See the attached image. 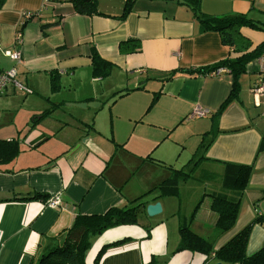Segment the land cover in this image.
<instances>
[{"label":"crops","instance_id":"1","mask_svg":"<svg viewBox=\"0 0 264 264\" xmlns=\"http://www.w3.org/2000/svg\"><path fill=\"white\" fill-rule=\"evenodd\" d=\"M96 5L101 15L78 14L71 0H3L0 70L14 67L16 78L33 92L47 87L51 76L66 79L69 89H77L72 102H92L95 106L86 107L95 112L101 108L103 97L111 110L122 98L147 93L137 113L123 116L131 123V133L137 124L148 121L146 114L155 105L163 104L166 115L159 122L167 121L165 127H171L163 138L176 126H186L189 136L195 139L186 162L196 158L203 140L208 145L201 154L208 159L202 158L198 164L211 172L221 171L214 169L211 160L252 165L235 224L214 239L216 215L205 193L207 182L200 185L202 194L198 198L189 196L192 186L184 185L179 197L155 199L159 191L154 187L168 171L153 162L174 167L157 154L153 157L152 151L158 146L155 139L147 138L128 147L129 139L123 140L115 133L112 138L111 129V145L103 151L95 150L87 159L86 149L80 145L71 150L41 149L42 140L50 138L42 136L20 147V153L11 161L0 164V264H33L62 241L61 231L71 225L76 213L101 214L110 207L135 205L137 200L146 204L137 209L138 223L111 227L93 236L85 264H215L219 261L198 252L174 251L179 242L178 227L185 222L199 235L214 239L217 248L254 217L264 214V150L255 156L264 131V73L258 72L260 63L258 59L247 63L245 73L239 77L237 98L214 115L232 85V75L223 68L215 74L191 77L177 73L168 81L161 79L170 70L206 66L236 56L217 32H199L189 9L175 0H135L123 19L118 16L124 0H96ZM200 10L217 16L243 13L264 22V0H200ZM24 11L33 15L26 20ZM240 31L250 41L249 49L264 40L262 31L244 27ZM17 32H21L20 43L15 42ZM128 39L136 40L140 49L131 51L123 46L120 50V43ZM14 48L21 51L17 63L4 53ZM93 52L111 63L109 76H92ZM259 78L263 91L256 95L253 87ZM14 91L9 85L0 96ZM154 96L157 99L150 106ZM198 107L205 110V115H192ZM142 108V115H138ZM45 110L44 115L50 112V108L44 109L33 116ZM87 126L94 130L93 123ZM207 131L211 135L206 141ZM9 139L18 143L16 138ZM35 193L47 196L44 200L25 199ZM54 199L58 203L52 205ZM156 202L161 211L148 215L146 206ZM261 246L264 219L252 227L246 253L252 254Z\"/></svg>","mask_w":264,"mask_h":264},{"label":"trees","instance_id":"2","mask_svg":"<svg viewBox=\"0 0 264 264\" xmlns=\"http://www.w3.org/2000/svg\"><path fill=\"white\" fill-rule=\"evenodd\" d=\"M135 0H124V5L120 19L126 17L130 12ZM184 5L192 14L198 24L199 32L214 31L220 36L221 42L227 45L234 57L224 58L210 65L189 69L170 70L166 72L162 81L172 79L177 73H186L188 76L196 77L218 73L217 70L223 68L224 71L232 75V85L229 94L214 115L222 112L227 103L237 98L239 92V77L245 73L248 62L264 56V40L250 48V41L241 33V28H250L264 32V22L249 18L246 14L235 13L226 15H210L200 10V0H175ZM3 0H0V6ZM74 10L78 14L101 15L97 9L96 0H71ZM28 20V19H26ZM23 25V23H22ZM130 48L131 51L140 49L139 43L134 39L121 42L120 50ZM91 73L94 78H104L110 75L112 65L96 52L90 56ZM262 74V73H259ZM57 76H51L50 85L56 88ZM157 96L152 98L150 106L156 101ZM149 106V107H150ZM48 110L33 116L35 121L42 117ZM247 126L232 129L238 131ZM209 132H205V135ZM208 144L203 140L198 144L196 158L189 159L180 168L160 161L153 163L167 169L168 175L162 179L154 188L159 191L155 197H179L180 188L193 180L196 184L209 183L208 192L210 196V209L214 211L216 220L213 228L214 239L216 240L233 227L239 210V202L244 190L247 188L248 180L252 171L251 164H236L219 160H211L214 169L220 168V172H211L209 168L199 165V161L204 158L201 153ZM264 150V131L261 134L255 156ZM20 153V147L15 139H0V164L7 163ZM204 189V188H203ZM205 190V189H204ZM46 194L35 193L32 197L25 199L44 200ZM14 200H17L14 198ZM136 201V200H134ZM132 201L131 203H133ZM137 202V203H136ZM135 205L110 207L101 214H80L76 213L70 226L61 231L62 241L43 252L33 264H85V253L90 245V239L100 234L102 231L125 224H137V209L144 208L145 202L137 200ZM199 204V202H198ZM197 204V205H198ZM196 205V206H197ZM195 211V209H194ZM264 219V214L254 217L248 224L234 233L221 246L214 248V239H208L192 230L185 222L179 223V242L174 251L189 250L204 254L207 258H213L225 264H264V246L258 248L252 254L246 253V245L252 227ZM148 231V230H147ZM149 236V233L147 234Z\"/></svg>","mask_w":264,"mask_h":264},{"label":"rangeland","instance_id":"3","mask_svg":"<svg viewBox=\"0 0 264 264\" xmlns=\"http://www.w3.org/2000/svg\"><path fill=\"white\" fill-rule=\"evenodd\" d=\"M15 90L0 96V138H16L21 148L26 147V144L33 139H41L42 136L50 135L49 139L42 140L41 149L71 150L72 148L78 149L80 145L81 148L86 149L88 159V156L91 157L90 155L95 150L103 151L105 147L111 145L108 138L111 136L110 130L112 129L111 137L114 138L113 133H115L116 136L123 137V140L129 139L126 141L128 147L136 146L147 138L155 139L158 146L154 152L152 151L153 157H157V154L164 162L178 168L189 158L187 152L189 153L190 149L195 147V139L189 136L186 126H176L167 137L163 138L171 129V127H165L168 125L167 121L159 122L166 115L163 104L155 105L146 114L145 119L156 124L144 121L142 124H137L139 126L131 133V127L129 129L131 123L124 120L123 116L137 113L138 106L147 93L122 98L114 104L111 110H108V101L103 97L101 108L95 112L94 108H82L76 105L78 103L72 102L77 89H69L67 80L60 79V77L56 88H52L49 81L47 87H39V90L35 92L24 93L22 90ZM49 108L50 112L47 115L36 121L32 119L33 114ZM143 109H140L138 115H142ZM89 123H93L94 130L87 126ZM116 125L118 130L115 128ZM210 135L211 133L206 134V141ZM196 183L191 180L187 187H193L189 196L193 195L198 198L202 193L201 186Z\"/></svg>","mask_w":264,"mask_h":264},{"label":"built area","instance_id":"4","mask_svg":"<svg viewBox=\"0 0 264 264\" xmlns=\"http://www.w3.org/2000/svg\"><path fill=\"white\" fill-rule=\"evenodd\" d=\"M32 15H33V13L29 12V11H24L22 13V16L25 19H29ZM20 39H21V32H17L16 36H15V42L20 43ZM4 53L7 56H9L12 61H14L16 63L20 61V57H21L20 49L14 48L12 50H7ZM258 61L260 63L258 72L264 73V56H261L258 59ZM16 74H17V72H16V69L14 67H11L7 70H0V94L3 93V90L9 85L12 86L14 89L24 91V93L32 91L29 87L25 86L21 81H19L16 78ZM261 78H259L256 81V84L253 87V93L256 95L261 94V92L263 91ZM192 115L193 116H203V115H205V110L198 107V108L194 109V111L192 112ZM51 203H52V205H55L58 203V201L56 199H54V200H51Z\"/></svg>","mask_w":264,"mask_h":264},{"label":"water","instance_id":"5","mask_svg":"<svg viewBox=\"0 0 264 264\" xmlns=\"http://www.w3.org/2000/svg\"><path fill=\"white\" fill-rule=\"evenodd\" d=\"M80 107H86V106H95L94 103L89 102V103H78L76 104ZM161 211V206L160 203L156 202V203H152V204H148L146 206V213L150 216L156 215ZM215 264H222V262H216Z\"/></svg>","mask_w":264,"mask_h":264}]
</instances>
